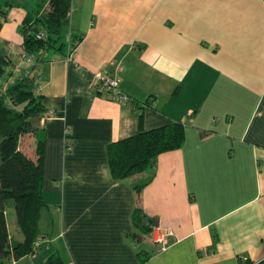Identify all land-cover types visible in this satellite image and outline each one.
<instances>
[{
    "label": "crops",
    "instance_id": "1",
    "mask_svg": "<svg viewBox=\"0 0 264 264\" xmlns=\"http://www.w3.org/2000/svg\"><path fill=\"white\" fill-rule=\"evenodd\" d=\"M72 4L71 34L82 42L69 58L45 53L31 73L56 114L20 139L33 159L45 139L43 194L57 207L42 210L39 249L9 264H45L56 250L66 264L264 260V0ZM12 9L0 17V50L12 61L3 89L32 71L21 64L27 13ZM98 73L118 78L128 99L93 89ZM170 122L185 124L181 148L112 176L111 142ZM158 223L174 233L161 251ZM10 227L21 236L15 218Z\"/></svg>",
    "mask_w": 264,
    "mask_h": 264
},
{
    "label": "trees",
    "instance_id": "2",
    "mask_svg": "<svg viewBox=\"0 0 264 264\" xmlns=\"http://www.w3.org/2000/svg\"><path fill=\"white\" fill-rule=\"evenodd\" d=\"M72 3L73 0H35L32 3L21 27L23 54L33 59L32 71L6 89L0 83V264L34 254L40 247L36 246L40 241V218L47 206L43 194L46 141L38 140L37 157L33 159L20 148V139L38 130L41 118L48 113L45 97L36 93V78L31 73L43 61L45 53L54 51L69 57L82 42L81 37L71 34ZM15 6L12 0H0V17L6 21L8 11ZM39 33L44 36L41 40L36 36ZM11 66L10 56L0 50V82L10 77ZM185 139V124L170 122L113 141L107 148L111 174L115 179H125L142 173L155 165L161 153L181 148ZM145 184L136 185L138 195ZM12 217L20 237L10 227ZM134 218L137 226L147 232L149 225L143 221L139 206ZM45 264L66 262L56 250L48 255ZM243 264H264V260L258 263L248 260Z\"/></svg>",
    "mask_w": 264,
    "mask_h": 264
},
{
    "label": "built area",
    "instance_id": "3",
    "mask_svg": "<svg viewBox=\"0 0 264 264\" xmlns=\"http://www.w3.org/2000/svg\"><path fill=\"white\" fill-rule=\"evenodd\" d=\"M37 39L41 40L44 38L42 33L36 35ZM71 56V55H70ZM69 56V57H70ZM68 57V58H69ZM22 66H26L27 68H31L33 65V59L27 57L25 54H22ZM29 70V69H28ZM28 74V71L26 72ZM93 89H96L99 93H107L109 95H113L115 98L120 100H127L128 97L124 95L120 90V81L118 78L111 77L105 73H98L95 75V83L92 86ZM55 111L50 110L48 113L41 118V125H44L46 121L55 116ZM66 149L71 150L72 146L69 143H66ZM154 243L156 244V249L158 251L166 249L169 245V237L172 236L173 230L170 226L163 225L162 223H158L152 227ZM40 241L36 243V246H40Z\"/></svg>",
    "mask_w": 264,
    "mask_h": 264
},
{
    "label": "rangeland",
    "instance_id": "4",
    "mask_svg": "<svg viewBox=\"0 0 264 264\" xmlns=\"http://www.w3.org/2000/svg\"><path fill=\"white\" fill-rule=\"evenodd\" d=\"M13 2H15L16 3V5L17 6H15V7H13V9L14 10H17V11H15V12H20V11H26V13H27V11H28V9H30L31 8V5H32V3L35 1V0H12ZM12 9V10H13ZM22 34V33H21ZM23 36V35H22ZM17 44H14V48H17V47H15ZM5 78H3L2 79V81L0 82L1 84H3L4 82H5ZM0 141H1V139H0ZM48 204V207L51 209V210H54V209H56V207H57V204L56 203H47ZM11 219H13V217L11 218Z\"/></svg>",
    "mask_w": 264,
    "mask_h": 264
}]
</instances>
